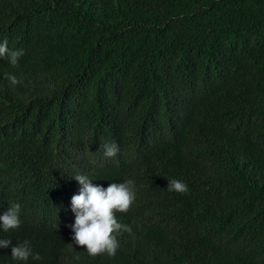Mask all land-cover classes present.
Segmentation results:
<instances>
[{
    "label": "trees",
    "instance_id": "1",
    "mask_svg": "<svg viewBox=\"0 0 264 264\" xmlns=\"http://www.w3.org/2000/svg\"><path fill=\"white\" fill-rule=\"evenodd\" d=\"M4 39L0 213L21 224L0 238L27 264H264V0H0ZM76 174L134 183L114 256L71 246Z\"/></svg>",
    "mask_w": 264,
    "mask_h": 264
},
{
    "label": "clouds",
    "instance_id": "2",
    "mask_svg": "<svg viewBox=\"0 0 264 264\" xmlns=\"http://www.w3.org/2000/svg\"><path fill=\"white\" fill-rule=\"evenodd\" d=\"M23 50H11L6 39L0 40L1 62H9L15 66ZM8 79L12 84L20 81L15 75L9 74ZM103 154L106 157H115L119 147L115 142L103 145ZM73 178L80 184L78 194L71 197V211L67 212L64 227L68 239H72V247L86 251L95 256L106 253L114 256L119 247L117 235L121 230L131 231L128 225L120 222L117 212H126L135 200L134 183L132 180L123 182H110L107 187L93 185L85 174H76ZM169 191L187 193L188 186L181 180H167ZM21 224L20 205L13 203L0 213V231L5 233L17 229ZM11 245V257L18 264H27L29 258L39 260V254H34L28 242L12 244L8 238H0V248Z\"/></svg>",
    "mask_w": 264,
    "mask_h": 264
}]
</instances>
